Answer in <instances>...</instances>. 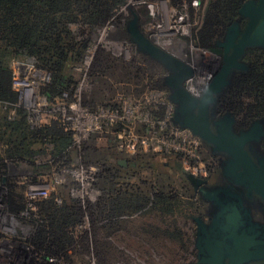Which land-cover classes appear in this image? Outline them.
I'll return each instance as SVG.
<instances>
[{"label": "rangeland", "instance_id": "1", "mask_svg": "<svg viewBox=\"0 0 264 264\" xmlns=\"http://www.w3.org/2000/svg\"><path fill=\"white\" fill-rule=\"evenodd\" d=\"M11 1H0V65L6 66V58L11 53L7 47L26 49L36 56L42 69L52 74V86L57 92L60 88L77 86L79 77L88 76L92 79L89 103H106L118 93L141 101L150 91L159 90L174 105L168 76L155 61L164 64L139 49L128 29L134 16L143 28L141 18L147 16L146 4L162 0H103L98 7L94 0H53L50 4L45 0H29L20 9L11 7ZM170 1L175 6L184 4L180 0ZM192 1L186 0V3ZM198 1V8L190 4V8L180 10L189 16L191 39L197 46L199 33L207 21L222 22L223 32L240 8L235 7L239 0ZM51 7L57 9L53 15ZM214 23L211 27L217 31L211 34L221 30ZM98 29H106L105 39L90 68L82 70L84 51ZM224 39H227L226 32ZM127 48L132 51L129 59L125 55ZM247 63L252 65L251 72L236 82L229 102L241 121L255 120L251 130L264 122V52L247 57ZM7 116L8 119L14 116L16 120L10 121ZM164 116V113L159 115ZM172 117L174 124L180 126L175 122V109ZM229 118L225 117L226 124L233 123ZM24 122L29 125L28 114L26 119L23 115L17 117L16 110L8 115L0 106V142L5 141L0 144V191H4L11 212L14 208L9 195L15 194L17 199L25 195L22 175L52 173L47 178L53 186L50 195L34 202L22 200L25 207H33L36 217L32 219L43 223L47 241L37 237L38 251L64 257V264H199L201 225L208 228L207 223L210 220L213 223L220 208L193 193L182 154L172 152L175 157L146 154L131 159L140 164L131 170L129 180L125 178L127 171L120 172L124 178L119 182L127 183L126 191H115V184L108 175L102 174L116 165L117 157L109 151H90L81 156L76 153L73 158L81 159L80 163L72 157L68 162L64 156L58 157L47 166L37 164V169L30 171V161L23 156L25 149L9 145L10 139L26 131ZM263 136L264 130L258 134V142ZM216 150L208 151L205 145L199 149L192 160L198 170L194 178L205 179L218 171ZM8 153L14 157L5 160ZM39 154L42 155L41 149ZM100 158L106 160L101 162V168L97 163ZM82 166H92L97 172L86 174L82 183L61 173L65 168ZM73 188L80 190L78 195L72 194ZM60 198L61 206L57 205ZM203 200L212 205L210 219L205 218ZM77 225H83L82 232L76 230Z\"/></svg>", "mask_w": 264, "mask_h": 264}, {"label": "built area", "instance_id": "2", "mask_svg": "<svg viewBox=\"0 0 264 264\" xmlns=\"http://www.w3.org/2000/svg\"><path fill=\"white\" fill-rule=\"evenodd\" d=\"M180 1L184 3L182 6H175L170 0L146 4L147 16L141 18L144 28L151 39L162 47L169 48L173 40L190 30L189 16L180 13V10L190 8V4L196 8L199 1ZM96 31V37L84 51L82 70L90 68L97 49L105 39L106 29ZM125 55L127 59L131 58V49L127 48ZM10 69L18 89L16 107L26 111L30 128L41 130L56 119L72 137L67 154L77 153L81 156L90 148L98 147L114 152L121 162L146 154H152L153 157L171 154L175 157L173 152L184 156L183 165L188 175L195 176L198 172L192 160L203 146L202 139L191 130L174 124V105L165 98L163 91H150L141 101L118 93L109 102L93 104L88 99L92 79L86 76L79 77L77 86L64 88L57 98L51 100L46 90L52 85V74L42 69L36 58L16 57ZM162 113L165 114L164 118L159 117ZM69 158L72 159L71 156ZM40 159H36L35 168L30 171L36 170L37 164L47 166L49 162L57 161L58 157ZM73 159L81 162V159ZM96 172L97 169L92 166L65 168L61 171L81 183L86 174ZM51 174L30 172L22 175L25 195H20V199L15 194L9 195V202L14 208L11 207V212L4 191H0V264H64V257L37 250V237L43 223L32 219L36 217L33 207L22 204V200L34 202L52 193V183L47 181ZM71 191L73 195H78L77 191L80 190L73 188ZM58 200L57 205L61 206L62 198ZM76 230L82 232L83 225H77Z\"/></svg>", "mask_w": 264, "mask_h": 264}, {"label": "flooded vegetation", "instance_id": "3", "mask_svg": "<svg viewBox=\"0 0 264 264\" xmlns=\"http://www.w3.org/2000/svg\"><path fill=\"white\" fill-rule=\"evenodd\" d=\"M251 4H254L257 9L259 1H243L240 4L239 10L235 14L236 17L225 25V30L223 32L222 22L216 24L207 21L199 33L200 44L198 46L194 45L192 42V28H190L186 35H182L179 39L173 40L169 48H165L153 41L144 27H139V32L145 39L149 40L164 53L177 59L180 71L183 74L187 73V75H189L184 78L182 85L183 90L188 97L187 107L195 116H201L202 120L205 119L210 131L216 136H218L219 130L222 132V126H230L234 136H241V134L244 133L243 131L249 130L251 124L255 122V120L247 121V119L241 121L239 115L233 110L231 103L229 102L233 96L232 89L234 85H236V82L240 81L242 78L248 77V74L251 72L252 65L247 63V57L258 51L264 52L262 50L263 48H260L259 46H247L240 51L238 58L235 61H228V59L234 55L235 47L239 46L242 36L246 33L252 22L250 16L240 15V10ZM199 6L200 3L198 2L197 8ZM262 20L263 19L256 24L251 35L255 33ZM213 23L221 28L219 33H210L217 31L211 27V24L213 25ZM231 31L234 33L236 32L238 35L235 42L233 44H228L227 48L225 46L227 39H224L225 32L228 35ZM155 63L160 67L165 76L171 74V70L166 66L164 67L156 61ZM173 104L175 110L180 107L177 103ZM226 116H230L229 119L232 120V124L225 123ZM254 127L258 134H260V132L264 130V122H259ZM258 138L259 137H254L251 141L246 143L244 149L249 153L253 162L257 166H261V164L264 165V136L259 142ZM202 142L208 151L214 148L217 149L216 145L208 140L202 139ZM216 151L214 154L218 158L219 168L214 175H211L210 177L208 176L205 179H197L201 182L197 188H195L189 180L188 174L186 175L187 180L192 186L191 190L193 193L199 197H205L207 200L209 199L206 195L209 192H214L217 189L222 190L223 185L225 186L226 184H229V180L225 176L224 171L225 165L231 159V156L222 150ZM121 162L122 164L116 161V165L111 167V169H114V171L117 172L127 171L128 174H126L130 179L131 170H136L140 163H137L136 160L135 162H132L131 159ZM121 178H123V176L120 175L118 180ZM236 189L237 191H232V193L237 194L238 197H240L242 206L249 219H251V222L257 226L264 227V191H247L242 187H237ZM115 191L126 190L120 187L119 189L115 188ZM203 203L206 210L205 218L208 219L209 217L210 219L212 205L210 202L207 203L204 200ZM207 224L209 227L212 224V220ZM225 263L228 264L229 259H226ZM248 264H264V259L252 261Z\"/></svg>", "mask_w": 264, "mask_h": 264}, {"label": "water", "instance_id": "4", "mask_svg": "<svg viewBox=\"0 0 264 264\" xmlns=\"http://www.w3.org/2000/svg\"><path fill=\"white\" fill-rule=\"evenodd\" d=\"M258 1L257 9L254 4H251L241 11L242 15L250 16L252 22L242 36L239 46L235 47L234 55L228 59L230 62L235 61L240 51L247 46L264 48V0ZM261 19L263 20L259 27L251 35ZM128 29L139 49L171 70V74L167 77V85L172 92V102L180 106L175 110V122L183 128L192 130L202 139L214 143L217 150H222L231 156L225 168V176L229 184L222 186V190L217 189L206 195L220 208V212L210 227L206 228L201 225L198 240L199 264H226V259H229L228 264H248L264 259V227L251 222L240 197L232 193V191H237V187H242L247 191H264V165L257 166L244 149L246 143L258 136V132L254 127L242 133L241 136H234L230 126H222V132L219 130L218 136L214 135L205 119L202 120L201 116H195L187 107L188 97L182 85L184 78L189 75L180 71L178 60L164 53L140 34L137 16H134L129 23ZM237 35L236 32H229L225 43L227 48L228 44L235 42ZM188 178L195 188L201 184L191 175H188Z\"/></svg>", "mask_w": 264, "mask_h": 264}, {"label": "trees", "instance_id": "5", "mask_svg": "<svg viewBox=\"0 0 264 264\" xmlns=\"http://www.w3.org/2000/svg\"><path fill=\"white\" fill-rule=\"evenodd\" d=\"M0 1H7V0H0ZM29 0H12L10 3H12L11 7L14 8H22L23 5L27 4ZM46 3H51L53 0H45ZM114 1V0H113ZM120 1V0H117ZM94 2H97V7L100 3L103 2V0H94ZM242 0H239L236 2L235 7L238 8L240 4L242 3ZM95 8V6H93ZM8 10V9H7ZM57 9L55 7L50 8V13L53 15ZM51 28H54V25L51 26ZM9 51H11L10 55L6 58V66L4 63V66L0 65V106L3 107L7 112L8 115L11 113V111L16 110L17 117L18 115H23V117H27V113L25 110H23L20 107H16L17 105V96H18V89L15 86L14 83V77L13 73L10 69V65L13 59L19 56H30L36 58V56L32 55L28 50L26 49H14L13 47H7ZM37 59V58H36ZM62 88L57 90L51 85L47 90L46 94L51 98V100H54L58 97L60 94ZM13 109V110H12ZM16 116V115H15ZM8 119V116H7ZM10 121H14L16 119H13V117L9 118ZM8 119V120H9ZM25 123L26 131L21 132L23 134H19L18 137H13L10 139V146L15 145L16 147L20 149H25L23 153V156H26V160L30 161L31 168H35V159L36 155L39 153V148H37L38 145L51 143L52 145V155L53 157H61L64 156L69 158V154H67V150L72 144V137L69 133H67L59 124V122L54 119L49 122V124L46 125V127L42 128L41 130H33L30 128L29 125ZM28 126V127H27ZM20 130H18L19 133ZM17 133V132H16ZM2 142V143H1ZM0 144H4L5 141H1ZM7 144V143H6ZM8 145V144H7ZM37 148V149H36ZM26 154V155H25ZM12 156V153H8L5 160ZM3 163V160H2ZM5 165V164H4ZM111 172V173H110ZM104 175H108V179L112 182V184H115L116 189H119L121 186H117L116 179H119V176L121 175L120 172L109 170L106 173H102ZM99 174V177L102 175ZM124 187V186H123ZM125 189V187L123 188ZM43 229L39 232V237L43 240V242L47 241V237L45 234H43ZM43 234V235H42Z\"/></svg>", "mask_w": 264, "mask_h": 264}, {"label": "crops", "instance_id": "6", "mask_svg": "<svg viewBox=\"0 0 264 264\" xmlns=\"http://www.w3.org/2000/svg\"><path fill=\"white\" fill-rule=\"evenodd\" d=\"M95 104H97V103H95ZM37 148H39V150L41 149L42 150V155H40L39 153L36 155V159H40V157H42V158H46V159H49L50 158V156H51V153H52V145H51V143H46V144H42L41 146L40 145H38L37 146ZM36 148V149H37ZM90 151H108V150H103V149H101V148H98V147H92V148H90L86 153H88V152H90ZM110 152V151H109ZM113 154H115L114 152H112ZM73 155L74 154H70V156L73 158ZM116 155V154H115ZM116 157H118L117 155H116ZM41 158V159H42ZM35 159V160H36ZM40 159V160H41ZM70 160V158H68V161ZM117 162H120V160L117 158V159H115ZM104 161H106V160H104V158H100V159H98V161H97V163H98V165H99V167L101 168V165H102V163L101 162H104ZM36 169H37V167H36ZM127 177V175L125 176V178ZM124 178V177H123ZM128 178V177H127ZM126 178V179H127ZM122 179V178H121ZM128 180H129V178H128ZM116 182H118L119 183V185L118 186H121L122 188H124L125 187V189H126V187H127V184H125V183H121V182H119V180H116ZM124 186V187H123ZM124 189V190H125Z\"/></svg>", "mask_w": 264, "mask_h": 264}]
</instances>
